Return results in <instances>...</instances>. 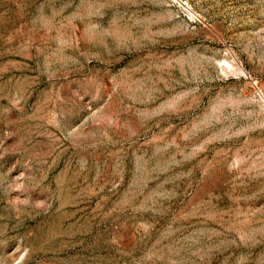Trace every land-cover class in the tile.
<instances>
[{"label": "rangeland", "instance_id": "obj_1", "mask_svg": "<svg viewBox=\"0 0 264 264\" xmlns=\"http://www.w3.org/2000/svg\"><path fill=\"white\" fill-rule=\"evenodd\" d=\"M0 264H264V0H0Z\"/></svg>", "mask_w": 264, "mask_h": 264}]
</instances>
